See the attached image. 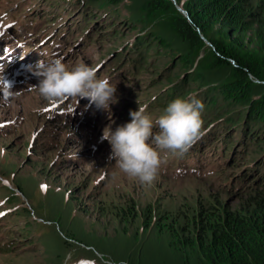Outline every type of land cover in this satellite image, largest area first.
Here are the masks:
<instances>
[{
	"label": "rangeland",
	"instance_id": "obj_1",
	"mask_svg": "<svg viewBox=\"0 0 264 264\" xmlns=\"http://www.w3.org/2000/svg\"><path fill=\"white\" fill-rule=\"evenodd\" d=\"M148 1L100 8L88 0H0V69L15 93L5 100L0 90V264L194 262L188 243L174 251L157 227L180 223L193 241L191 220L201 211L264 208V135L252 134L254 123L243 134L238 128L245 106L220 99L205 112L210 91L233 80L232 63L215 66L206 40L187 59L191 45L170 30L167 15L144 10ZM184 1L171 0L170 10L185 15ZM254 48L247 39L239 46ZM42 59L95 67L117 86L116 102L108 110L78 97L49 103L32 89L42 77L30 66ZM253 82L258 97L264 81ZM189 95L204 104L207 135L183 155L162 153L150 185L109 161L106 127L130 122L139 106L155 121Z\"/></svg>",
	"mask_w": 264,
	"mask_h": 264
},
{
	"label": "trees",
	"instance_id": "obj_2",
	"mask_svg": "<svg viewBox=\"0 0 264 264\" xmlns=\"http://www.w3.org/2000/svg\"><path fill=\"white\" fill-rule=\"evenodd\" d=\"M170 1L149 0L142 7L151 15H167L170 30L191 45L187 59L196 48L203 47V40H206L214 49L215 66L220 68L230 62L233 66V80L210 91L208 101L205 102L208 111L206 109L205 112L214 109L220 99L232 106H245L244 121L238 128L242 127L243 134L245 128L254 123L257 127L252 130V134L264 135V93L258 97L253 94V80L264 81V0H258V4H254V0H186L182 6L185 15L170 10ZM118 2L120 0H88L86 6L95 4L104 8ZM216 34L220 39L215 38ZM244 39L254 45L253 52L244 53L239 49ZM199 80L203 83L206 81L204 76L195 78V82ZM241 120L242 117L236 123ZM197 214L191 220L195 233H192L191 226L187 233L194 235L193 241L178 231L180 223L165 222L157 227L169 236V246L174 251L182 248L181 242L185 241L196 255L194 262L185 256L179 264H264L263 207L255 208L249 214L219 208ZM145 226L149 229L152 223L147 221Z\"/></svg>",
	"mask_w": 264,
	"mask_h": 264
},
{
	"label": "clouds",
	"instance_id": "obj_3",
	"mask_svg": "<svg viewBox=\"0 0 264 264\" xmlns=\"http://www.w3.org/2000/svg\"><path fill=\"white\" fill-rule=\"evenodd\" d=\"M30 71L42 77L32 89L38 90L49 103L78 97L88 99L98 109L108 110L116 102L117 86L108 77H97L95 67L78 63L69 68L61 59H42L30 66ZM0 90L5 100L15 94L13 82L5 79L3 69H0ZM203 110L202 100L195 95L174 99L155 121L145 107L139 106V110L130 111V122L115 130L111 126L103 130L101 142L107 140L111 145L109 161L114 160L123 173L150 185L163 163L162 153L183 155L207 135L202 131ZM154 127L158 131L154 132Z\"/></svg>",
	"mask_w": 264,
	"mask_h": 264
}]
</instances>
